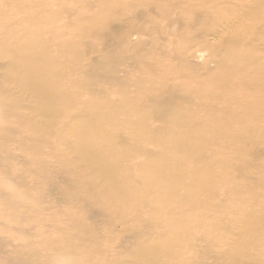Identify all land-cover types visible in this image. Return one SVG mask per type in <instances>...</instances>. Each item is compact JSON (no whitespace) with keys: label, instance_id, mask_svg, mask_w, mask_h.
<instances>
[{"label":"bare ground","instance_id":"6f19581e","mask_svg":"<svg viewBox=\"0 0 264 264\" xmlns=\"http://www.w3.org/2000/svg\"><path fill=\"white\" fill-rule=\"evenodd\" d=\"M10 1L31 2L40 7L45 3L44 0ZM262 14L264 0L249 1L245 8H240L235 16L234 38L230 40L229 48L223 50L224 56L218 57L222 59L210 79L204 78L207 74L199 77L190 63L191 58L186 61L176 58L188 70L186 76L198 78L196 91L205 101L197 109L188 106L181 110L177 105L169 111L166 124L162 131L159 130V137L163 136V139L152 141L156 146L159 143L162 146L156 152L157 159L149 157L138 166L144 179L134 178L133 170L127 166L129 158L138 152V149L132 152L131 144L139 141L143 134L139 126L143 119L136 117L135 104L133 107L128 102L129 94L136 90L127 84L118 87V99L104 104L101 101L93 103L91 111L106 121L117 119L114 123L117 132L131 129L126 133L128 144L123 137L102 132L101 127L89 120L88 113H83L82 103L70 92L76 75L73 66L63 68L66 72L59 77L63 80L57 82L58 86L50 93L45 88L41 91L50 103L41 116L47 122L51 117L59 119L56 129H49L47 122L34 123L22 112L9 116L10 124L16 125L18 130L5 129L0 123V158L5 155L13 159L6 150L12 147L28 154V158L33 155L41 160L42 157L44 163L52 160L41 174L36 175L31 167L21 169L20 157L15 159L22 204L46 236L34 252L16 249V264H65L61 259L58 261L57 255L66 258L67 264H117L116 257L124 256L127 258L121 259L122 264H133L132 260L135 264H198L199 253L204 254L200 264H207L205 261L211 256L215 260L213 264H264V206L258 211L245 209V223L241 229L232 227L234 214L229 215L226 209L231 204L228 194L236 190L235 169L255 170L253 185L256 190L262 188L263 179L259 178H263L264 164H260L263 162L254 151L264 145V65L252 46L258 34L251 31H254L251 23L255 25ZM33 29L36 34L40 27ZM71 47L80 48L81 44L76 42ZM174 52L178 50L174 48ZM35 55L32 50L28 56L24 53L22 59L32 64L38 62ZM80 61L81 57L77 55L76 64ZM37 75L44 77L45 82L55 78L54 72L47 70H39ZM0 83L4 87L2 79ZM174 94L177 98L178 90ZM20 104L23 102L15 92L6 93L0 98V114L5 107L16 109ZM132 112L137 118L135 121L120 116ZM4 117L5 114L2 119ZM208 121L206 129H210V137H207L206 129L201 128V123L205 125ZM167 124L172 127L170 133ZM19 131L25 135L16 140ZM104 139L112 141L108 147L110 151L106 149ZM217 139L228 142L229 155L234 145H246V159L234 158L228 167L231 173L220 166L228 152L224 149V160L214 154ZM183 143L190 145L186 154L179 151ZM58 146H61L59 150ZM201 150L206 152V157L200 158ZM168 153L172 160L168 159ZM232 153L237 154L236 150ZM80 162L85 166L93 165V175L83 172L78 167ZM215 165L219 166L218 172L214 171ZM231 165L235 169L231 170ZM232 176L234 184L231 187L220 184L223 180L230 182ZM5 209L7 204L1 205L0 214L1 211L5 213ZM96 217L97 221L94 220ZM149 217L155 221L150 222ZM58 222H62L63 227ZM116 222L123 224L125 235L112 232ZM156 233L164 235L155 241ZM232 233L239 235L236 242L228 238ZM161 247L164 250H160ZM25 253L30 255L26 257ZM112 253L114 261L110 262ZM20 254L24 258L20 259ZM71 254L77 255L78 259L72 260Z\"/></svg>","mask_w":264,"mask_h":264},{"label":"rangeland","instance_id":"374dc122","mask_svg":"<svg viewBox=\"0 0 264 264\" xmlns=\"http://www.w3.org/2000/svg\"><path fill=\"white\" fill-rule=\"evenodd\" d=\"M44 1L43 7H40L31 2L0 0V80L4 82V87L0 83V98L2 99L6 93L15 92L23 102L17 105L16 109L5 107L0 114V123L5 129L18 130L16 125L10 124L9 119V116L16 112L24 113L32 122L40 125L47 122L41 114L47 111L50 103L41 95V91L45 88L50 93L54 86H58L57 82L63 80L59 78L66 72L63 68L73 66L76 75L73 77L70 92L82 103L83 113L87 112L89 120L95 126L101 127L102 132L123 137L125 144H128L126 133L131 129L117 132L114 130L117 119L113 122L106 121L91 111L93 103L101 101L104 104L118 99L116 96L118 87L127 84L129 88L136 90L129 94L128 102L133 107L135 104L136 117L143 119L139 123L143 132L142 137L135 144L134 142L131 144L132 152L135 149H138V152L129 158L128 164L126 163L129 169L133 170V176L137 180L144 179L138 172V166L149 157L157 159L156 152L159 148L162 149L161 143L156 146L152 141L163 139V136L159 137V130L162 131L166 124L165 119L169 111L175 109L177 105L181 110L188 106L197 109L205 101L196 91L198 78L194 75L186 76L188 70L176 58L184 61L191 58L190 63L199 77L207 74L204 78L210 79L222 59L218 57L224 56L223 50L229 48L230 40L234 38L235 16L249 1L253 3V0ZM263 19L264 14L255 25L251 23V27L254 28V31L252 29L251 31L258 34L252 46L264 65ZM108 20L110 21L106 25ZM34 27H40L36 34L33 32ZM81 30L83 32L79 33ZM31 41L35 42L31 44ZM76 42H80L81 47L73 49L71 45ZM174 48L178 50L177 53L174 52ZM32 50L38 57V62L30 64L24 61L22 56L24 53L30 55ZM77 55L81 57V61L76 64ZM61 64L64 66H59ZM39 70L54 72V81L45 82L44 77L37 75ZM176 90L179 93L177 98L174 94ZM102 111L108 114L106 109ZM4 114L5 117L2 119ZM120 116L133 118V121L137 119L134 112ZM168 120L169 117L167 122ZM209 122L205 125L201 123V128L209 127ZM59 123V119L51 117L46 125L53 130ZM171 130L172 127L167 124V132L170 133ZM209 130L206 129L207 137L211 135ZM23 135L25 133L19 131L15 139L20 140ZM213 141L214 144L215 139ZM103 142L110 151L108 147L112 141L104 139ZM189 146L188 143H183L179 151L186 154ZM57 148L59 150L61 146ZM224 149L228 153L225 154V162L222 161L223 164L220 166L227 173H231L228 167L234 158L239 156L240 159L244 157L246 159L244 155L246 145L243 146V143L234 145L230 148L229 155L228 142L219 140L214 148V154H218L217 157L220 156L224 160ZM6 150L13 159L10 160L5 155L0 158V207L7 204L6 212L1 211L0 214V264H16L18 259L16 249L34 252L35 248L44 243L46 236L41 225L36 219L30 218L29 213L25 211V205L22 204L20 193L22 189L16 174L15 159L20 157L21 169L31 167L36 175L41 174L46 168L45 165L49 166L52 160L44 163L42 157L41 160L33 155L28 158V154L12 147ZM232 150H236L237 154L232 153ZM256 150L254 152L258 153V160L263 162L260 163L263 166L264 145H259ZM199 152L200 158L206 157L205 151ZM174 157L182 161L179 155L174 154ZM168 159L172 160L170 153ZM231 166V170L235 169L233 165ZM78 167L88 175L95 172V167L91 164L85 166L80 162ZM218 168L219 166L215 165L214 171L218 172ZM235 170L236 190L228 194L231 204L227 205L226 209L229 215L234 214L232 227L241 229L245 223L243 218L245 209L258 211L264 206V173L263 178H259L263 179L262 188L256 190V186L253 185L255 170L251 168ZM174 180L177 181L178 178L174 177ZM29 183L31 184V181ZM220 184L226 188L231 187L234 184L233 176L230 182L223 180ZM97 218L94 220L97 221ZM148 220L155 221L151 217ZM57 224L63 227L62 222ZM111 230L115 235H125V227L120 222L114 223ZM163 235L156 233L154 240L162 238ZM50 236L55 237V234L50 233ZM238 237L236 233L228 236L234 242ZM25 245L28 247L24 248ZM159 249L164 250L162 247ZM25 254L26 257L30 255ZM199 255L203 263L204 258L201 257L204 254ZM19 258H24L23 254H20ZM56 258L67 264L66 258H60V255ZM70 258L78 259V256L71 254ZM126 258L116 257L117 264H122ZM111 260L114 261V253L110 256V262ZM214 261V257L211 256L205 263L213 264ZM131 262L135 264V260Z\"/></svg>","mask_w":264,"mask_h":264}]
</instances>
